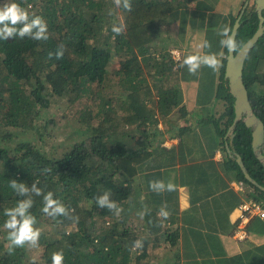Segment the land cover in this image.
Masks as SVG:
<instances>
[{
  "label": "trees",
  "instance_id": "1",
  "mask_svg": "<svg viewBox=\"0 0 264 264\" xmlns=\"http://www.w3.org/2000/svg\"><path fill=\"white\" fill-rule=\"evenodd\" d=\"M5 2L42 16L49 39L0 40V264H51V255L57 251L63 252L64 264H146L142 258L147 253L142 252L149 249L151 258L153 247L160 245L146 238L170 231L165 230V220L148 209L142 220L146 232L142 251L133 250L140 236L133 224L131 199L136 176L172 157L158 124L165 125L170 110L181 107L177 79H170L178 76L176 65L185 57L180 51L184 34L182 24L178 34L174 25L180 11L188 9L193 17L190 23L197 20L198 29L206 31L205 38L219 45L216 30L222 24L218 18L224 12L223 25L231 28L237 15L229 8L225 11V6L215 12L205 0H131V11L117 7L113 0H0ZM192 2L196 6L189 10ZM204 16L207 26L199 22H205ZM239 21L235 40L240 47L255 31L257 13L244 11ZM121 23L125 31L114 35L112 27ZM61 44L63 58L49 59L48 53ZM172 48L179 51V59ZM222 51L219 98L223 110L214 119L217 124L223 119L220 134L234 116L233 97L223 77L227 50ZM113 56L118 66L110 68ZM242 78L252 109L264 123V32L244 59ZM61 99L69 109L63 115L71 124L72 140L63 139L55 147L49 143L53 133L43 125L38 128L34 119ZM29 130L33 137L26 136ZM233 132L235 150L250 175L264 185V167L252 151L250 129L239 120ZM226 162L241 182L264 196L227 154ZM45 168L51 171L42 173ZM12 179L37 183L43 192H53L54 198L74 210L70 217L78 220L48 217L41 210L42 197H34L30 211L41 231L39 246L9 254L4 211L20 199L9 187ZM105 191L123 209L119 217L95 204V197ZM175 240L170 239V245Z\"/></svg>",
  "mask_w": 264,
  "mask_h": 264
},
{
  "label": "crops",
  "instance_id": "2",
  "mask_svg": "<svg viewBox=\"0 0 264 264\" xmlns=\"http://www.w3.org/2000/svg\"><path fill=\"white\" fill-rule=\"evenodd\" d=\"M222 1L225 11L229 8L232 13L238 12L230 8L235 0ZM240 1L236 7L240 5ZM195 6L194 2L189 10ZM222 14L217 18L223 25L225 14ZM192 19L188 9L181 10L178 23L174 25L177 34L181 24L183 26L181 54L185 52L186 56L210 51L221 60L222 47L216 45V41H209L212 44L210 49L197 48L206 38L199 33L197 20L193 25L190 23ZM203 20L205 22H199L207 26L205 16ZM203 32L206 34L205 30ZM220 69L214 72L203 67L195 76L189 75L186 68L178 70V76H174L172 81L177 79V86L181 91V107L170 110L165 125L158 124L163 130L162 143L165 147L172 148V157L167 163L156 167L153 165L154 168L136 176L131 199L135 207L131 213L139 240L146 238V232L142 229L143 219L138 215L140 211L152 209L155 217H159L157 213L162 204L166 203L171 213L164 223L165 230L170 232L165 234L162 230L146 238V241L160 244L158 248L153 247L154 257H151L156 258L158 261L155 263L158 264H264V216L254 214L246 222L239 219V202L255 197L250 196L252 186L241 182L226 162V154L231 158L226 145L235 149L232 142L234 133L231 136L227 127L225 133L220 134L223 119L218 124L214 120L219 119L223 110L219 98ZM189 85L192 86L190 92L185 90ZM150 180L172 182L175 189L157 195L148 189ZM240 182L241 188L238 187ZM262 207L264 208V201ZM127 210H130V206ZM239 226L246 231L243 238L236 236ZM172 233L176 240L170 245L169 240L174 238L169 237ZM148 250L142 254H149ZM141 251L142 249L139 250L140 253Z\"/></svg>",
  "mask_w": 264,
  "mask_h": 264
},
{
  "label": "clouds",
  "instance_id": "3",
  "mask_svg": "<svg viewBox=\"0 0 264 264\" xmlns=\"http://www.w3.org/2000/svg\"><path fill=\"white\" fill-rule=\"evenodd\" d=\"M113 3L117 7H123L126 11L132 10L131 0H113ZM110 14V13H109ZM126 29V25L123 23L114 25L111 29L114 35H121ZM232 29L227 25H221L216 30V35L220 37V47L228 50L229 52H236L239 49V45L235 40V37L231 34ZM30 38L34 41H47L48 25L46 20L39 15L31 14L20 4L15 2H5L0 4V40H9L12 38L24 39ZM211 43L205 39L202 43L197 45L198 49L205 50L210 49ZM64 45L58 46L56 51L49 52L48 58L56 60L62 59L64 55ZM222 62L217 58V55L210 51H200L195 54L186 55L176 67L178 69L187 70L189 75H197L201 68L207 67L214 72L218 71L222 67ZM42 173L50 172L48 168L42 169ZM9 187L20 197L16 204L8 209H5L4 216L6 217L3 227L7 232V252L13 254L17 248H23L25 246L36 248L39 246V238L41 231L35 227L37 224L36 217L31 214V209L34 204V197H42V212L50 218L56 217H70V210L60 200L54 198V194L51 191L47 193L37 186V183L28 185L24 182H18L15 179L9 180ZM148 189L157 195H161L165 192H171L175 189V185L172 182H165L164 180H150L148 182ZM95 204L103 209H107L112 212L113 215L119 217L123 209L117 204L116 201L111 199V193L105 191L101 195L95 197ZM150 210L144 209L138 213L141 219L148 214ZM157 215L162 220H167L171 213L167 209V205L162 204ZM74 220H78L76 217H70ZM133 250L142 249L143 241L136 240L133 242ZM51 264H64V254L62 251L54 252L51 255Z\"/></svg>",
  "mask_w": 264,
  "mask_h": 264
},
{
  "label": "water",
  "instance_id": "4",
  "mask_svg": "<svg viewBox=\"0 0 264 264\" xmlns=\"http://www.w3.org/2000/svg\"><path fill=\"white\" fill-rule=\"evenodd\" d=\"M248 0L245 2V4ZM254 11L258 16V24L252 35L241 44L238 51L229 52L227 50L224 63L223 77L226 80L229 93L233 97V111L234 116L229 127V132L233 136V127L237 121L242 120L246 127L250 129L251 134V147L256 158L264 167V123L255 114L248 99L247 90L243 83L242 69L243 63L248 51L253 46L257 38L264 32V0H252ZM241 12L235 18L232 29V35L235 37L237 27L239 26V20ZM227 153L233 158L238 164L243 176L252 184L257 186L259 189L264 191V185L258 183L248 172L240 154L233 149L229 144L226 145Z\"/></svg>",
  "mask_w": 264,
  "mask_h": 264
},
{
  "label": "rangeland",
  "instance_id": "5",
  "mask_svg": "<svg viewBox=\"0 0 264 264\" xmlns=\"http://www.w3.org/2000/svg\"><path fill=\"white\" fill-rule=\"evenodd\" d=\"M205 1L210 3L211 5H213V9L215 12L221 11L222 4L224 2L222 0H218L217 6H215L216 0H205ZM238 1H240V0H235L233 2V4L230 5V8H234L235 10H238V12L234 11L233 14L238 15V13L241 12V10H242V12L254 10V8H253L254 4H253L252 0H248V2L246 4H244L245 0H241L240 5L238 7H236ZM192 5H193V2L190 4V6H192ZM203 30L204 29L202 27L199 30V33L202 34V37L205 35V32H203ZM168 32L172 33L171 30H168ZM172 49H171V51H172ZM111 59H112V61H111L112 65L109 67L110 68L117 67L118 64L116 63V61H117L116 57L113 56ZM202 73H203V71H202ZM110 77H111V73H109L107 75V80H106L107 83L110 82ZM170 80L172 81L173 77H171ZM191 89H192V86L189 85L185 90L190 92ZM183 91L184 90H182V92ZM63 103H64L63 99L58 100L55 103L52 102L45 111L42 110L38 114V116L35 117V119H34L35 125L38 128H39V125H43V126H45L46 130L53 133V135L50 136V142L49 143L54 145L55 147H59L60 143L63 139L64 140H72V133L69 130V127H71V124L69 125V122H67L68 121L67 115H63L65 109H66V111H68L69 109H68V107L66 108L65 104H63ZM50 120H53V121L50 122ZM26 136L33 137L34 135H33V132H31L29 130L26 133ZM250 196L255 197L256 199H258L260 201H264V196H262L261 191H259L256 187H252L251 192H250ZM47 226H49V225H47ZM33 255L36 257L38 255V253H34ZM142 260L147 262L146 264H158V263H155V261H152V258H150L149 255H147V254H145V256L142 258Z\"/></svg>",
  "mask_w": 264,
  "mask_h": 264
},
{
  "label": "built area",
  "instance_id": "6",
  "mask_svg": "<svg viewBox=\"0 0 264 264\" xmlns=\"http://www.w3.org/2000/svg\"><path fill=\"white\" fill-rule=\"evenodd\" d=\"M174 53V58L179 59V51L177 49H172ZM241 182L238 183V187L241 188ZM239 219L242 222H246L248 218L254 214L263 217L264 216V208L262 207V203L260 200L256 198H247L239 202ZM236 236L238 238H243L246 235V231L243 227L239 226L236 230Z\"/></svg>",
  "mask_w": 264,
  "mask_h": 264
}]
</instances>
